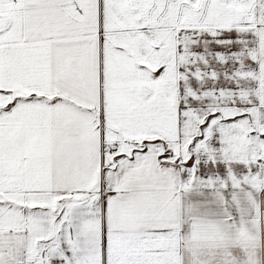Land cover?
<instances>
[{"label":"snow or ice","instance_id":"6c2138e0","mask_svg":"<svg viewBox=\"0 0 264 264\" xmlns=\"http://www.w3.org/2000/svg\"><path fill=\"white\" fill-rule=\"evenodd\" d=\"M0 264H264V0H0Z\"/></svg>","mask_w":264,"mask_h":264}]
</instances>
